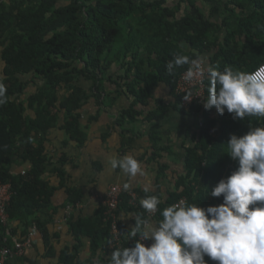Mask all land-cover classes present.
Masks as SVG:
<instances>
[{
    "label": "trees",
    "instance_id": "1",
    "mask_svg": "<svg viewBox=\"0 0 264 264\" xmlns=\"http://www.w3.org/2000/svg\"><path fill=\"white\" fill-rule=\"evenodd\" d=\"M220 16L223 19L218 23ZM230 19L236 21V28L228 26ZM176 54L202 60L207 67L218 66L221 71L225 67L253 71L264 63V0L0 1V82L7 89V102L0 105V184L8 183L14 193L6 209L8 221L0 223V248H10L14 239L23 242L36 226L42 235L44 258H56V264H91L99 256L102 264H109L116 248H104L111 235L101 207L91 217L75 216L76 209L71 213L66 226L73 244L58 255L47 222L39 218L48 212L50 222L59 210L64 217L67 204L76 205L83 199L81 191L65 188V204L52 205L56 191L64 188L63 170L57 165L65 164L66 157L53 160L48 156L50 132L58 129L64 134L63 147L71 142L82 147L87 140L82 112L91 100L97 108L113 104L106 93L109 86L113 93L131 100L126 109L118 111L114 125L121 130L136 123L142 116L136 108L147 106L160 85L172 101L167 105L157 102V109L144 121L163 118L170 109L199 119L192 145L184 150L174 189L165 197L158 185L154 192L133 190L138 198L135 205L129 203L127 191L122 193L116 211L120 229L126 234L135 226V215L148 217L140 206L146 196L157 195L162 201L151 216L154 225L162 219L164 208L182 199L205 209L223 202L222 196L212 197L210 192L238 166L226 154V142L230 135L240 137L250 128L264 127V118H233L227 111L220 115L215 107L206 110L205 100L183 110L175 87L190 65L177 67L169 75L166 64ZM81 80L89 84L88 90L78 84ZM205 88L206 99L208 78ZM150 141L157 150L159 134H151ZM166 168L165 164L158 167V179ZM50 169L59 178L56 187L45 178ZM127 214L133 215L121 219ZM83 239L88 243L86 259L80 257ZM135 242L136 238L128 240L125 235L119 248H131ZM19 258L25 264H36L25 255ZM205 261L216 264L207 256Z\"/></svg>",
    "mask_w": 264,
    "mask_h": 264
},
{
    "label": "clouds",
    "instance_id": "2",
    "mask_svg": "<svg viewBox=\"0 0 264 264\" xmlns=\"http://www.w3.org/2000/svg\"><path fill=\"white\" fill-rule=\"evenodd\" d=\"M184 65H190L185 81L205 74L202 60L181 54L166 64V71L173 75ZM206 72V110L215 107L220 115L227 111L240 119L264 118V63L251 72L232 67L221 71L218 66H208ZM6 93L0 82V105L7 102ZM225 151L238 166L210 192L212 197H223L220 205L205 209L182 201L164 208L154 225L151 214L162 201L157 195L146 196L140 206L148 217L135 215V226L125 234L128 240L136 238L134 246L114 249L109 264H206L205 256L216 264H264V127L250 128L240 137L230 135ZM117 169L126 178L124 191L146 176L133 155H106L105 170L111 174ZM147 240L152 241L150 246L142 243ZM91 264H102L101 258H93Z\"/></svg>",
    "mask_w": 264,
    "mask_h": 264
},
{
    "label": "crops",
    "instance_id": "3",
    "mask_svg": "<svg viewBox=\"0 0 264 264\" xmlns=\"http://www.w3.org/2000/svg\"><path fill=\"white\" fill-rule=\"evenodd\" d=\"M221 19L223 16H220L216 22L219 23ZM226 22L230 28H236L235 20L230 19ZM181 45L187 52L188 47L184 43ZM82 86L86 90L89 89L86 84ZM113 92L114 88L111 86L106 90V93L110 94L109 101L113 100V104L97 108L91 100V104L83 110L82 124L86 129L87 140L82 147H76V144L72 142L69 146L63 147L62 142L65 137L58 129L52 130L48 137V156L53 160L66 157L65 164L57 165V168L61 167L63 170L64 188L56 191L52 205L61 207L65 204V188L79 190L82 192L83 199L79 203L78 211L76 210L74 213L75 216L80 214L83 217H91L98 209L95 203L96 197L105 193L112 184L123 187L126 178L119 169L111 174L105 170V156L108 154H115L118 157L133 155L141 163L146 176L133 181L129 190L145 192L144 188H147V192H154L158 185L161 194L165 197L168 192L174 189V183L183 168L184 150L192 145V133L198 128L199 119L197 117L172 109L167 111L163 118L152 121L143 120L149 112L157 109L159 105L157 102H163L167 105L172 101L168 90L160 85L153 90L152 98L147 106L136 108L142 113L136 123L127 125L126 129L121 130L114 123L118 111L126 109L131 100H128L126 95H117ZM102 96L105 97V95ZM90 117H94L95 120L88 122ZM61 125L62 121L60 120L58 128ZM154 133H158L161 138L157 150L152 149L150 141V135ZM156 155L159 157H155ZM162 164H165L167 168L164 176L158 179V167ZM45 178L54 187L59 183L58 176L53 174L51 169L48 170ZM59 211V214L54 215L50 222L49 216H47L49 215L48 212L39 215L42 222H47V232L52 237L51 244L57 252L56 255L65 246L73 244L62 212ZM128 224L129 222H127ZM24 255L25 258L33 260L36 264H56V258L47 259L43 257L45 249L42 245L40 231L36 233L32 247L27 249ZM88 256V243L86 239H83L80 257L86 259ZM7 264L25 263L20 258H13Z\"/></svg>",
    "mask_w": 264,
    "mask_h": 264
},
{
    "label": "built area",
    "instance_id": "4",
    "mask_svg": "<svg viewBox=\"0 0 264 264\" xmlns=\"http://www.w3.org/2000/svg\"><path fill=\"white\" fill-rule=\"evenodd\" d=\"M205 67V74L202 77H197L191 82L185 81L182 72L176 82L175 93L181 97V108L185 111H189L193 105H202L205 100V80L207 78V72ZM255 70V69H254ZM253 70V71H254ZM187 99V100H185ZM211 131L210 133H212ZM23 173V172H22ZM125 191L123 187L112 184L102 195L96 197L95 203L97 207L103 209L104 222L109 225L111 238L105 243L104 248L111 250L113 248H119L121 246L122 240L125 237V232L120 229L116 211L120 204V196ZM130 197V204L135 205L138 201L137 195L132 191H127ZM14 195L12 188L8 183L0 184V223L6 224L8 221V215L6 209L8 208L11 198ZM183 199L176 204H180ZM80 204L67 205L64 212V221L69 219L73 210H78ZM155 214V213H154ZM154 214H151L153 216ZM39 230L36 226H32L31 231L28 233L27 237L23 242H18L13 240L12 246L0 248V264H6L10 259L22 257L26 250L31 248L33 245V240ZM145 246H150L151 240L142 241Z\"/></svg>",
    "mask_w": 264,
    "mask_h": 264
},
{
    "label": "rangeland",
    "instance_id": "5",
    "mask_svg": "<svg viewBox=\"0 0 264 264\" xmlns=\"http://www.w3.org/2000/svg\"><path fill=\"white\" fill-rule=\"evenodd\" d=\"M0 1H1V0H0ZM61 4H63V3H61ZM0 68H1V64H0ZM78 84L83 85V84H86V82L79 81ZM87 84H88V83H87ZM87 84H86V85H87ZM88 85H89V84H88ZM60 96H61V94H60Z\"/></svg>",
    "mask_w": 264,
    "mask_h": 264
}]
</instances>
